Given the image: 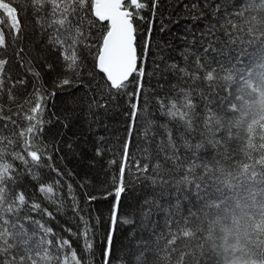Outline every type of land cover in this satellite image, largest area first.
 <instances>
[{"label":"snow or ice","instance_id":"snow-or-ice-1","mask_svg":"<svg viewBox=\"0 0 264 264\" xmlns=\"http://www.w3.org/2000/svg\"><path fill=\"white\" fill-rule=\"evenodd\" d=\"M2 2L14 15L0 7L4 17L0 19V130H11L10 136L0 131V264H113L117 226L133 224L132 216L139 215L147 228L154 213L163 214L164 227L156 222L152 228L154 244L138 243L136 264H149V256L151 264H171L182 241L186 247L194 241L202 254L219 250L221 229L225 233L223 248L231 252L235 247L232 234L241 229L246 213L254 220L264 215V190L259 196L250 193L255 198L243 201L239 194L235 200L229 196V191L235 194L238 187H244L243 181L251 186L257 181L264 183V0H245L234 16L222 15L223 5L208 0H203V7L199 0L190 6L185 4V8L199 13L193 15L194 21L207 19L205 13L209 10L213 18L225 21L224 25H205L199 32L189 28L179 37L185 45V60L189 59V46L199 43L203 49L196 57L194 70L168 62L163 52L170 45L158 43L153 50V25L160 0ZM29 12L56 54V64L47 59L42 64L26 59L28 50L21 45L28 30L25 20ZM217 27L227 28L233 47L241 44L235 55L225 58L222 50L215 48L212 37ZM166 30L163 26L160 29ZM245 40L258 44L262 61L251 71L239 67L241 57L247 54ZM13 61L26 71L14 76L7 67ZM168 72L187 87L173 85L174 95L170 98L145 90L146 81ZM46 73H52L48 81L44 79ZM29 74L33 78L29 98L17 110L9 107L5 113L3 96L15 103L14 91L28 85ZM77 91L83 95L72 100L70 113L61 116L53 112L46 117L49 101L58 94L73 97ZM121 103L127 116L126 136L112 147L100 137L94 145L95 157L103 159L107 151L111 158L97 170L99 182L87 175L78 179L67 168L64 154L67 150L75 155L78 145L63 138L76 108L86 107L88 115L94 117L98 110ZM153 110L164 118L163 123L155 119ZM53 125L61 126L63 132L49 136ZM257 133L258 148L254 143ZM193 138H197L195 143ZM141 143L147 147L137 158L133 148L140 151ZM206 148L217 154L208 162L199 155ZM257 152L258 159L254 155ZM240 155L252 163H230L239 160ZM57 158L64 164L63 169L58 167ZM95 163L92 160L90 167L95 168ZM28 178L34 182L32 196L21 187V181ZM73 180H77L83 194V207ZM137 185L150 188L152 195L142 201L135 198L140 208L133 205L131 214L121 216L125 196ZM65 187L72 201V216L57 232L44 217L53 220L65 211ZM36 193L55 205L56 212L45 206ZM98 201L111 203L107 216L94 208ZM187 205L201 207L193 211ZM24 221L36 225L37 232L28 235ZM37 235L33 245L30 241ZM74 242L78 247L73 246ZM97 253L98 259H94ZM195 255V248L181 252L179 264H186V258ZM222 264L240 262L224 255ZM255 264H264V253L257 252Z\"/></svg>","mask_w":264,"mask_h":264},{"label":"trees","instance_id":"trees-1","mask_svg":"<svg viewBox=\"0 0 264 264\" xmlns=\"http://www.w3.org/2000/svg\"><path fill=\"white\" fill-rule=\"evenodd\" d=\"M197 0H160L161 7L157 10L156 21L153 25V50L155 51L156 45L162 43L165 46H169L163 54L168 57V62H175L181 67H189L193 70L195 69V60L198 55L203 51L200 48L199 43L196 47L189 46V59L185 60L183 58V53L185 50V45L180 36L184 35L189 28H194L197 32L204 30L205 25H224L225 21L219 18H213L209 13L206 12L205 15L207 19H201L199 21H194L192 19L193 15H198L199 13H193L188 8H185V4L191 5ZM210 4L215 5L216 3L222 4L223 9L221 10L222 15H227L228 13L235 15L236 11L244 7L245 0H208ZM201 7H203V0H199ZM0 7H2L6 14L14 15L13 10L7 5H4L2 0H0ZM145 15H150V13H145ZM22 19L24 16L22 14ZM0 19H4L3 15L0 14ZM25 23L28 24V30L25 38L22 41V45L25 49L28 50L26 59L30 58L35 61H39L41 64L45 59L49 62L56 64L57 57L56 54L52 51L51 47L47 43V37L44 33L41 32L40 26L36 25L33 22V17L31 12L28 13V17L25 20ZM166 27V31L161 32V27ZM146 28V25L143 26ZM5 29L7 26L5 25ZM227 28L217 27L216 34L212 39L215 41V48L217 50H222L223 56L227 58L229 55H235L237 49L241 47V44H237L236 47H233L230 38L226 35ZM143 33H138V39H141ZM191 41V36L188 37ZM227 45V46H226ZM207 47V45H204ZM243 48L246 55L241 57L242 63L239 66L241 69H247L249 71L254 70L262 62L260 59L259 46L256 43L248 44L245 40L243 42ZM231 50V52H230ZM216 59H220L219 56H216V53H212ZM8 70L15 76L17 73L23 74L26 70L20 68L19 64L13 61L10 65L7 66ZM149 70H151V63L149 64ZM247 74V72L245 73ZM52 73H46L44 79L46 81L50 80ZM29 81L26 87L18 86L14 91L15 103H10L7 95L3 96V104L5 113L9 107L13 111L17 110L18 105L24 104L25 100L29 98V93L32 91V76L29 74L27 77ZM191 82H189L190 84ZM173 85H178V87H187L177 75H174L171 72L165 73L162 76L153 78L150 81H146L145 90L151 91L155 90V95L159 97H165L166 94L170 98L174 95L172 90ZM201 87L200 85L197 88ZM178 90V88H177ZM83 95L82 91H77L73 97H69L66 94H58L54 100L49 101V108L47 115L51 113H56L57 115H66L70 113L73 109L72 100ZM194 102L200 103L198 98H194ZM78 103H82L78 101ZM155 119L164 122V118L160 116L159 112L153 110ZM127 128V116L125 115V107L123 103L119 106L113 104L108 110L100 109L97 111L94 117L89 116L87 113L86 107L81 110L79 107L76 108V114L71 118V123L69 125V130L64 133L65 142H75L78 145L76 154L65 151V156L67 157V168L71 169L76 173L77 178H83L86 175L90 177L93 181L99 182L100 177L97 175V170L106 163L108 159L111 158V154L105 151V156L103 159L95 157L94 145L99 141L100 137H104L105 144L108 147L115 146L118 139H121L126 136ZM3 135L10 136L11 130H0ZM57 132H63V128L58 125H53L49 131V136H55ZM227 136V133H225ZM197 138H193V143L196 142ZM239 142L237 141L233 147ZM257 148L260 143L259 133L254 140ZM140 151H137V148H133V152L136 153L137 158L143 156V148L147 147V144L141 143L139 146ZM82 150V151H81ZM183 152V149H182ZM200 159L204 162L213 160L216 157V153L211 148L202 149L199 153ZM235 155V153H234ZM256 158H259L258 152L254 153ZM227 160V157H224ZM95 160V168L90 167V162ZM240 160H244L247 163H252L251 160H245L243 155H240L239 160H232L231 164L239 163ZM146 162V161H145ZM18 166L23 169V166L20 165V162H16ZM58 167L64 168V164L59 161L57 158ZM228 165L226 164L225 167ZM259 168V166H257ZM46 171V170H44ZM46 179V177H45ZM34 182L30 178L21 181V187L26 189L29 196L33 194L32 184ZM238 183H241L238 181ZM244 187H238L236 193L233 194L229 191V196L235 200L236 194H239L240 199H254L255 197H250V193H255L256 196L260 195L261 190H264V183L257 181L255 185L251 186L250 182L243 181ZM75 185L76 192L81 200V206L83 207V194L79 188L77 180H73ZM152 192L150 188H144L140 185L136 186L135 191L129 190V193L125 196L123 204L120 209V215L124 216L125 214H131L133 211L132 206L135 205V209L140 208V204L135 198H139L142 201L146 196H151ZM64 196V209L62 213H58L56 218L53 220H48L47 217H44V220L52 226L55 231H62L61 225L65 222H70V217L72 216L71 206L72 201L68 198L67 189L63 193ZM36 197L40 198L42 203L45 204L51 211L56 212V206L49 204L48 201L43 200L40 197L39 193H36ZM166 203V202H165ZM196 202L193 201V204ZM111 207L109 201H98L94 205L96 211L107 216L108 210ZM188 208H192L193 211H197L201 206L196 205H187ZM256 207V206H254ZM96 212H93L95 215ZM246 219L241 220V229L239 231L233 232L232 244L235 247L231 252H225L223 248V236L224 232L222 229L219 233V240L221 243V248L215 251H206V253H201L196 243L191 242L190 247H186L182 241L177 245L175 254L172 257L171 264H179L181 252L191 251L193 248L196 249L195 257H187L186 264H222L224 255H229L230 257L236 258L239 260L240 264H255V256L257 252L264 253V215L258 217L257 219H252L250 213H246ZM36 219H40V216H36ZM133 224H120L117 226V231L115 233V249L113 264H136V258L140 255V249L137 248L138 243H150L154 244L155 239L152 235V228L155 227L156 222H159L161 228L164 227V216L162 213H154L150 218L152 223L148 224L147 228L141 223V217L139 215L132 216ZM25 232L28 235H33L37 232L36 225L24 221ZM159 231V228L157 229ZM255 233L249 237L247 233ZM134 234V236H133ZM67 236V233H64ZM238 237V239H237ZM38 241V235L33 241H30L33 245ZM100 237L97 236V246H99ZM74 247L78 245L74 242ZM53 255H55V249L52 250ZM94 259H98L97 257ZM151 256L148 257L149 264H151Z\"/></svg>","mask_w":264,"mask_h":264}]
</instances>
